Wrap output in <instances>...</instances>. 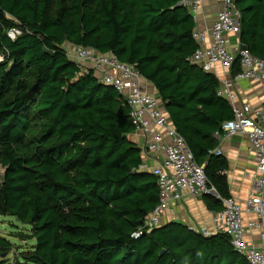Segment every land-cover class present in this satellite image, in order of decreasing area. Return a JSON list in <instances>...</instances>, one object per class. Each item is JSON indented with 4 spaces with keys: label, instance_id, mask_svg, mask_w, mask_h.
I'll return each mask as SVG.
<instances>
[{
    "label": "trees",
    "instance_id": "16d2710c",
    "mask_svg": "<svg viewBox=\"0 0 264 264\" xmlns=\"http://www.w3.org/2000/svg\"><path fill=\"white\" fill-rule=\"evenodd\" d=\"M178 1L0 0V216L27 226L18 236L32 242L13 264H249L226 236L181 223L131 237L158 203L157 179L139 170L128 106L91 72L79 75L62 47L135 65L208 181L230 197L227 162L209 151L231 107L216 76L188 61L195 22ZM236 6L240 43L264 56V0ZM239 71L236 59L230 76ZM11 247L0 237V258Z\"/></svg>",
    "mask_w": 264,
    "mask_h": 264
},
{
    "label": "built area",
    "instance_id": "2783aa9c",
    "mask_svg": "<svg viewBox=\"0 0 264 264\" xmlns=\"http://www.w3.org/2000/svg\"><path fill=\"white\" fill-rule=\"evenodd\" d=\"M216 1L220 7L211 28L201 30L196 25L193 29L192 36L198 47L188 61L203 72L215 75L214 67L218 66L226 74L223 79L216 77L219 82L216 93L229 102L232 118L224 121L212 137L220 142L237 134L247 136L255 160V173L248 197L242 204L232 197L221 196L208 181L203 166L195 162L184 138L162 110L159 98L143 90L146 80L135 65L120 62L113 54L100 53L90 47L70 45L65 48V53L79 75L91 72L98 82L113 87L129 108L128 115L135 132L146 138L145 152L162 154L159 165L149 168L142 162L139 166V170L149 171L156 177L158 203L131 237L137 239L163 225L162 218L173 211V203L184 195L210 196L221 204V209L213 213V228L190 229L204 237L224 235L249 264H264V245L256 247L245 240L247 231H255L264 243V102L256 106L238 105L234 91L241 80L264 84V56L251 55L240 43L241 13L236 0ZM204 2L180 0L176 5L185 8L197 24V14ZM19 33V30H11L8 37L13 40ZM233 37H237L235 44L231 43ZM236 59L240 71L230 76ZM209 154L220 156L222 152L216 146ZM220 174L225 175L226 170ZM246 215H254V219L244 221Z\"/></svg>",
    "mask_w": 264,
    "mask_h": 264
},
{
    "label": "crops",
    "instance_id": "0c3cea01",
    "mask_svg": "<svg viewBox=\"0 0 264 264\" xmlns=\"http://www.w3.org/2000/svg\"><path fill=\"white\" fill-rule=\"evenodd\" d=\"M219 7L220 4L216 0H205L197 14V27L201 30L208 31L216 18ZM236 41L237 37L231 38L232 44H235ZM214 72L218 79H223L226 75L218 66L214 67ZM143 90L159 98L162 110L165 115H167L164 104L158 96L154 86L146 81V84H143ZM234 91L237 95L236 103L238 105L248 103L250 106H256L264 102V84L262 83L241 80ZM129 139L140 149L142 161L149 168L160 164L162 159L161 153L145 152L144 147L146 138L142 133L134 132L129 135ZM165 139H167L166 136ZM213 140L216 142V146H219L221 149L222 154L220 156L227 162L225 177L228 181L229 195L242 204L248 197L251 180L255 173V160L249 148L247 136L246 134H237L231 138L223 139L220 142H217L214 138ZM210 199L213 200L214 198L208 196L195 198L184 195L180 201L173 203V211L162 218L163 224L176 222L193 229H212L213 213L216 211L209 207L208 202H210ZM249 219L253 220L254 215H246L244 217V221ZM245 240L256 247L264 245V243L260 241L258 233L255 231H247Z\"/></svg>",
    "mask_w": 264,
    "mask_h": 264
},
{
    "label": "rangeland",
    "instance_id": "374dc122",
    "mask_svg": "<svg viewBox=\"0 0 264 264\" xmlns=\"http://www.w3.org/2000/svg\"><path fill=\"white\" fill-rule=\"evenodd\" d=\"M3 172V168L0 167V183L2 181ZM27 231V226L19 224L12 217L0 216V237L6 238L12 243L10 253L3 255L0 260L7 258L6 264H13L14 256L18 253L17 249L20 248V250H26L29 245L32 244V242L26 243L18 236L19 234H26Z\"/></svg>",
    "mask_w": 264,
    "mask_h": 264
},
{
    "label": "clouds",
    "instance_id": "9594fccd",
    "mask_svg": "<svg viewBox=\"0 0 264 264\" xmlns=\"http://www.w3.org/2000/svg\"><path fill=\"white\" fill-rule=\"evenodd\" d=\"M197 24H195V26H196ZM70 45L71 44H69V43H65L62 47H63V49H64V51H65V48L66 47H70ZM93 49V48H92ZM95 50V49H94ZM96 51V50H95ZM98 52V51H97ZM107 53H111V52H107ZM111 54H113V53H111ZM114 55V54H113ZM115 56V55H114ZM116 57V56H115ZM117 58V57H116ZM118 59V58H117ZM121 62V61H120ZM117 94V93H116ZM135 132V131H134ZM186 143V142H185ZM138 148V147H137ZM140 150V149H139ZM143 162V161H142ZM147 172H149V171H147ZM210 197V196H209ZM213 198V197H212ZM216 200V199H215ZM218 201V200H217ZM219 202V201H218ZM221 205V204H220ZM217 212V211H216Z\"/></svg>",
    "mask_w": 264,
    "mask_h": 264
},
{
    "label": "water",
    "instance_id": "95a60500",
    "mask_svg": "<svg viewBox=\"0 0 264 264\" xmlns=\"http://www.w3.org/2000/svg\"><path fill=\"white\" fill-rule=\"evenodd\" d=\"M138 150H139V148H138ZM161 253H163V250L161 251Z\"/></svg>",
    "mask_w": 264,
    "mask_h": 264
}]
</instances>
